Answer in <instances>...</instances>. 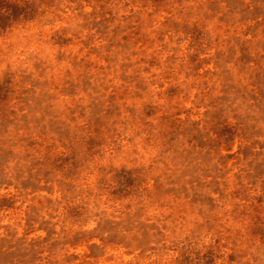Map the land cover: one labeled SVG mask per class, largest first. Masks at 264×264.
<instances>
[{"label":"rangeland","instance_id":"374dc122","mask_svg":"<svg viewBox=\"0 0 264 264\" xmlns=\"http://www.w3.org/2000/svg\"><path fill=\"white\" fill-rule=\"evenodd\" d=\"M0 264H264V0H0Z\"/></svg>","mask_w":264,"mask_h":264}]
</instances>
